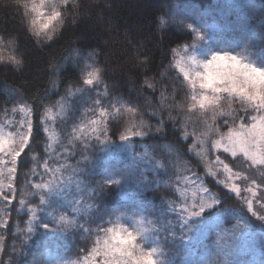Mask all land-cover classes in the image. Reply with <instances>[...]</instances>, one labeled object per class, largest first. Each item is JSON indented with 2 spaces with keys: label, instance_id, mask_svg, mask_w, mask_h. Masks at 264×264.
<instances>
[{
  "label": "snow or ice",
  "instance_id": "snow-or-ice-1",
  "mask_svg": "<svg viewBox=\"0 0 264 264\" xmlns=\"http://www.w3.org/2000/svg\"><path fill=\"white\" fill-rule=\"evenodd\" d=\"M15 3L24 9V18L31 17V31L37 42L44 46L46 41L53 40V22L65 24L68 14L72 15L73 20L76 19L77 14L73 9L81 6L76 0H58L45 13L42 10L47 0H15ZM261 6L264 7V4ZM71 22H68L69 26ZM188 27L191 28L192 25ZM3 42V38H0V43ZM10 43L14 44L15 41ZM251 43L253 47L258 46L264 52V33L254 38ZM74 51L71 63L75 67L71 71L79 69L80 74L75 76L74 82L67 84L61 101L57 102L64 116V139L54 141L51 137H43V133L47 131L46 118L51 107H46L39 98L36 106L28 109L29 114L44 109L41 115H37L35 124L31 119L16 121L12 125L13 129L19 126L25 130L17 132L15 139L11 133L5 136L0 132V264H40L38 260H26L24 257L31 236L41 229L44 236L72 230L84 237L85 243L77 253L78 259L66 261L65 264H92L89 258L97 256L102 257V264H175L171 252H166L165 247L178 243L195 249L203 233L215 230V255L224 256L223 264H232L230 257L233 253L228 243L229 237L235 240L238 230L247 228L252 217L264 222V173H261L259 181L251 176L238 177L243 187L230 184L229 181L238 174L232 172L221 156L231 152L232 157L239 159V151L250 162V167H264V60L259 61L262 66H257V61L248 60L241 54L233 55L229 50L217 51L204 61L193 58L197 66L194 75L180 67V62L177 61L176 66L183 74V80L192 89H196L198 83L201 90L199 99L197 95H192L190 107L198 106L203 111L202 118L213 121V134L220 127L229 126L227 145L224 146L223 153L215 157V166L222 165V171L220 167H216V171L203 175L187 168L183 172H177V163L183 159L184 154L178 155L172 161H153L152 171L157 174V178L148 180L145 176L136 186L142 191L151 186L156 188L157 193H165L166 195H158L164 206L163 212L161 216L148 221L153 225L151 229L129 231L128 228L120 226L118 221L114 222L105 217L115 214L107 210L109 195L136 182L137 173L114 165L109 166L108 162L120 158L119 154L130 145L132 137L154 139L157 133L163 134L168 122L163 119V108L151 114L150 119L160 117L153 126L140 119L141 110L131 104L121 107L112 103L105 104L104 99L109 96L107 86L103 91H97V86L102 81L103 69L96 66L94 61L89 63L95 52L85 53L82 48ZM147 59L145 56L144 60ZM5 60L18 67L21 65V60L16 56L0 55V61ZM64 72L63 65H52L55 79L50 83L57 91L65 84ZM148 89L153 90V95L160 92L162 104L175 105V97L169 101L165 92L153 81L146 80L144 89L137 91ZM76 92L82 95L70 101ZM237 99L240 105L232 110L231 104ZM77 101L85 107L84 117L79 121L73 118L69 125L68 120ZM249 106L254 107L257 115L239 111L240 107ZM52 107H56V104ZM125 108L129 113L127 121L123 116ZM2 111L5 115H11L16 110ZM179 115L177 113L174 117L171 111L168 115V121L177 129V141L182 135L188 136L186 129L181 126ZM237 120L243 123L240 130L233 132L230 125H235ZM208 129L209 125L206 123L205 130ZM41 146L42 164H37L32 169L33 177L39 179L26 177L25 187L18 190L17 168H22L29 160L35 159L30 154ZM211 146L219 148L220 141ZM156 150L162 151L159 146ZM101 153L104 155L101 156ZM97 161L105 164L100 171H96ZM133 162H136L135 156ZM41 167L42 171H38ZM188 172H192V175L188 176ZM97 176L99 179L95 178ZM90 180L93 186L88 191V199L91 203H86L83 202L82 195L72 193V188L74 185L75 192L82 193V186H87ZM18 195L20 199H17ZM230 200L234 202L233 205L228 204ZM21 209L28 215L27 225L24 228L20 222H16L14 232L9 219L13 212L19 214ZM226 216H239L235 227L223 226ZM162 217L164 224L157 227L161 224ZM93 235L96 237L94 241L91 239ZM6 236L16 237L12 240L11 251L7 253ZM89 243L92 245L91 249ZM4 255L8 259H3ZM81 255L85 258L83 262L79 259ZM188 264H216V261L210 258L198 259L191 260Z\"/></svg>",
  "mask_w": 264,
  "mask_h": 264
},
{
  "label": "trees",
  "instance_id": "trees-1",
  "mask_svg": "<svg viewBox=\"0 0 264 264\" xmlns=\"http://www.w3.org/2000/svg\"><path fill=\"white\" fill-rule=\"evenodd\" d=\"M212 1L76 0L81 5L79 8L73 9L77 14L76 19L73 20L72 15L68 14L65 24H59L54 21L53 40L46 41V46H44L37 42L31 31V17L24 18V9L17 5L15 0H0V38H3L4 41L0 43V55L4 57L16 56L21 60L19 67L8 60L0 61V110L2 106L9 103L7 88L14 90L19 95L20 101L24 102L28 108L36 106L37 98L43 104L47 99L54 98V95L50 92V81L53 77L52 65L61 64V61L69 52L82 48L85 53L95 52L93 61L96 66L103 69L102 81L97 91H103L105 86H107L111 102L116 99L117 101H124L125 106L132 105L136 97H134V93L139 92L137 91L138 89H144L145 81L150 80L155 82L157 87L165 92L169 101L175 97V105L159 103L161 101L159 91L155 92V95H153L152 89L140 92L151 97L150 100L153 101L155 106L158 105L157 107L161 109L166 106L163 111L164 119L167 118L165 114L169 115L170 111L173 116L176 115L184 108L189 89L187 85L181 83L182 78L177 74L171 59L174 49L185 42L191 41L194 34L193 31L183 24H179L184 26L183 30H178L171 24H162L161 17L165 16L167 10L177 4L193 2L203 6L210 4ZM258 1L260 3L257 14L263 16L264 7L261 5L264 4V0ZM47 2V10L50 11V6L58 3V0H47ZM259 15L253 20H250L249 16L245 17L250 20L248 29L252 34L255 31L251 26H257L260 29L258 31L259 34L264 33V28L256 23V18L260 17ZM240 16H237V19ZM240 20L242 19L240 18ZM69 21H72L70 26L68 24ZM232 33L237 34L235 31ZM238 34L243 37L241 46H243V43L247 45L249 41L252 42V37L246 36L244 32ZM10 41H15V43H10ZM251 48L250 52L260 64L259 61L264 60V52H261L258 46H251ZM145 56L148 58L147 61L144 60ZM74 67L70 63L65 65V72L63 73L65 84L61 85L59 90L64 89L68 83L74 82L75 76L80 74L79 69H76L75 72L71 71ZM229 101H231V98H229ZM239 105L240 102L236 100L235 103L231 104V109L235 110ZM77 108L79 111L83 110V108L85 109L80 103L77 104ZM124 111L123 114L126 119L129 113L126 108ZM239 111L243 113L248 111V109L242 110L240 107ZM42 113L43 108L39 112L31 114V120L34 124L36 123L37 115ZM71 115L70 121L76 115L75 111H72ZM192 116L200 119L203 114H200L197 110H192ZM165 121L168 123L167 127L164 128L163 134L157 133L154 139L151 140L140 137L131 138L130 145L119 154L120 158L108 162L109 166L114 165L125 171H135L137 180L123 190H117L109 195L107 210L115 214L106 216L105 219H111L114 222L119 221L122 224H127L132 219H139L144 223V229H151L153 225H150L148 221L161 216L164 206L160 203L158 195L166 194L162 191L157 193L156 188L151 186L143 191L136 186L145 176L148 180L157 178V174L152 171L153 161L163 163L166 160L163 157V152L156 150L155 145L157 144H165L172 148L175 151L176 158L178 155L184 154L183 159L178 161L179 165L177 163V172H183L187 168L199 172L201 175L206 173L200 158L190 152L192 140L190 138L184 139L181 136V139L177 141V129L173 127L172 122ZM43 137L45 139L48 138L46 132L43 133ZM41 153L42 146L36 152L30 154L35 159L29 160L24 167L17 168L19 182L16 184V188L18 190L25 187L26 177L27 179H39V177H33L32 169L36 168L37 164H42ZM221 153H223V150H217L215 154L220 155ZM100 155L104 154L101 153ZM237 155L239 159L232 157L230 153H224L221 159H224V162L229 164L232 172L237 173L238 177L251 176L259 181L261 173H264V167L258 165H251L250 167V162L245 157L240 154ZM134 156L136 157L135 163L133 162ZM104 166L103 161H97L96 171H100ZM37 170L42 171V167ZM187 175L191 176L192 172H188ZM95 178L99 179L98 176ZM92 186L91 180L87 186H82L85 192L83 202L91 203L88 199V191ZM28 198L31 199V197ZM17 199H20L19 195ZM233 203L231 200L228 201L229 205H233ZM92 210L90 209V211ZM248 215L250 216V214ZM26 219L27 215L24 214V210H20L19 214L13 212L12 218L9 219V224L13 225L12 230L16 231V222H20L21 227L26 228ZM168 219H171V217H168ZM237 219H239V216H226L223 226L230 228V226L236 225ZM251 220V226L246 229L250 232L260 231L264 233V222L256 220L255 217H252ZM163 224L164 219L162 217L161 224L157 225V227ZM42 231V229L38 230L31 236L28 247L25 249V253L29 256L28 260L35 259L40 261V264L44 262L43 253L45 249L47 247L50 248V245H45L44 235L41 234ZM62 233L61 235L65 242L60 243L61 249L50 258H53L56 262H60L59 255L68 259H78L77 253L85 243L84 237L75 234L72 230ZM202 235H204V238H200V242L195 247L196 251H201L203 246L209 247V243L214 240V235L210 231ZM51 236L53 237V234ZM13 239H16V237L6 236L5 243L8 245L6 253L11 251ZM91 239L94 241L96 239L95 235ZM233 242H236V239L232 240L229 237L228 243L232 246ZM17 244H19V240H17ZM91 247L92 245L89 243V249ZM165 251L171 252L175 264H184V261H187L185 264H188L186 256L191 253V250L187 246L178 243L176 245L169 244L165 247ZM210 253H212L211 257L209 256ZM191 256L193 257L195 254ZM81 257L83 255L79 259ZM209 258L215 260L216 264H218L219 258L212 251H209L203 259H199L208 260ZM3 259H8V256L4 255Z\"/></svg>",
  "mask_w": 264,
  "mask_h": 264
},
{
  "label": "rangeland",
  "instance_id": "rangeland-1",
  "mask_svg": "<svg viewBox=\"0 0 264 264\" xmlns=\"http://www.w3.org/2000/svg\"><path fill=\"white\" fill-rule=\"evenodd\" d=\"M258 0H213L210 4H206L203 6H199L196 3H183V4H177L167 10L165 13V16L163 15L161 17L162 24H171L175 28H178V30H183L184 26H180L179 24L185 25L188 29L193 31V39L189 42H185L178 46L173 51V56L171 59L172 65L175 68L177 74L181 76V82L188 87V91L186 98L187 101L184 102V108L180 110L179 112V119L181 121V126L186 129V132L188 133L187 137H184L182 135V138L187 139L190 138L192 140V144L190 147V152L197 155L201 162L204 164L206 172L209 171H216V167H220L222 171V165L221 166H215L216 161L215 157L217 156L215 153L217 150H223L224 146L227 145V135L229 134V126L220 127V130L213 134L211 131V126L213 124V121L211 119H205V118H194L192 116V110H197L200 114H203V111L199 109L197 106L196 108H191L190 105L192 104V95H197V98L199 99V94L201 90L199 89V85L197 83L196 89H192L191 86L188 84L187 81L183 80V74L180 72L179 67L176 66L177 61L180 62V67H183L186 71L190 72L191 74H195V71L197 70V66L193 61V58H195L196 61H204L207 60L210 55L217 51H223V50H229L232 52L233 55L241 54L245 56L248 60H254L257 61V66H261L258 64V60L255 56L252 55L250 50L252 49V43L249 41L247 45L243 43V46H241V39L243 37H240L241 32H244L246 36L252 37V41L254 38H258L261 34H259V30L257 26H251V28L255 31L254 34L251 33V31L248 29V25L250 26L249 21L253 20L257 15ZM246 5L244 7H241L240 5ZM251 5H255V7H252ZM48 2L46 3L45 8L42 10L45 13H48ZM241 15V16H240ZM237 16H240L239 19H237ZM249 16V19L245 18ZM260 16V15H259ZM240 18L242 20H240ZM256 23L264 28V14L263 16L256 18ZM188 25H192L191 28L188 27ZM237 32V34H234L232 32ZM241 44V45H240ZM247 46V50H246ZM258 54V53H257ZM75 55L74 51H71L67 54L65 58L61 61V65L65 67L66 64L71 63V58ZM94 60V58H93ZM92 61H89V63H93ZM96 65V64H95ZM170 66V64H169ZM90 70V69H89ZM55 79V77H52V80ZM100 85V83H99ZM98 85V86H99ZM97 86V88H98ZM9 97V103L7 105H4L1 107L0 110V132H2L5 136H8L9 133L12 134V137L15 139L17 132H22L25 129H22L21 127L17 126L15 130L13 129L12 125L16 121H24L26 119H31V114L28 113V106L21 102L19 99V95L12 89L7 88L6 89ZM50 92L54 95V98L47 99L44 103L46 107H51V112L47 115V135L48 137H51L54 141L55 140H63L66 131L65 125L63 123L64 116L61 112V108L57 102L61 101V96L64 92V89L58 90L52 87L51 84V90ZM135 100L132 104L133 107L140 109V119H143L146 123H149L153 126L157 124V120L160 119L159 116L153 117L150 119L151 114L156 111L159 112L161 110L160 107H157L154 105L153 101H151V97L146 96L143 92L140 91L137 93H134ZM144 94V95H143ZM82 94L79 92H76L73 97L70 98L71 100H76L78 97H80ZM95 95V92L93 93ZM231 98V97H230ZM110 97L107 96L104 99L105 104L112 103L115 104L116 107L118 106H125V102L117 101L116 99H113L111 102ZM238 102L239 99H237ZM161 101H159L160 103ZM80 103L77 101V103L74 105L75 114L73 117L76 118L78 121L80 118L84 117L85 109L80 110L77 108V104ZM53 104H56V107H52ZM81 105V104H80ZM118 105V106H117ZM166 106H163L162 108L165 109ZM2 109H15L16 111L12 113L11 115H5L4 111ZM242 110L248 109V112H252V115H257V112L254 110V107L249 106L247 108L241 107ZM44 111V109H43ZM125 112V111H124ZM123 112V113H124ZM167 118L164 119V112H163V119L168 120V114ZM210 115V113H209ZM71 114L68 120L69 125L71 124L72 120L70 121ZM124 116V114H123ZM174 115V117H176ZM129 115L126 117L124 116V120H128ZM209 125V129L205 130V124ZM241 120H237L235 125H230L232 128V131L235 132L237 130H240L242 125ZM259 123V121H257ZM219 127V125H217ZM134 138V137H132ZM216 141H220V147L215 148L211 145L214 144ZM159 146L163 152V157L169 161L175 160V151L170 148L169 146H166L165 144H157L155 145V148ZM192 153V154H193ZM231 154V152H228ZM237 154H240L243 156L242 153L238 151ZM244 157V156H243ZM246 158V157H245ZM247 159V158H246ZM179 165V163H178ZM7 169H5V172ZM67 175V174H66ZM224 178V177H221ZM229 183H235L239 186L243 187L244 185L240 183L238 176L233 177L232 180L229 181ZM72 193L74 195H82L84 198V191L82 193H76L75 192V186L73 185ZM27 199H30L27 197ZM22 211V209H21ZM28 221V215L26 219V225ZM119 225L125 228H128L129 231H141L144 229V223L139 219H132L127 224H122L119 222ZM243 223V221H242ZM230 226L231 227H235ZM251 226V223L248 227ZM111 227V226H110ZM70 231V230H69ZM207 232V231H206ZM214 235V240L209 243V247L203 246L201 247V251H196L195 249H191V253H189L186 258L189 261L191 260H198L199 258H204L205 255L208 254L209 251L216 252V244L215 241L217 239L216 231L212 230L210 231ZM53 234V237L51 236ZM62 232H54L50 233L47 236H43V240L45 242V245H50V248L47 247L45 249L44 255V262L42 264H65L66 261L72 260L75 261L77 258H65L62 255H59L60 262H56L53 258H50L51 256H54L58 251L61 249L60 243L65 242L63 240ZM204 234V233H203ZM204 238V235L201 236V239ZM236 242L232 243V256L230 259L232 260L233 264H264V233L263 232H250L246 228H240L238 230V233L235 237ZM152 242L151 240L149 241ZM195 254V256H191ZM210 256V254H209ZM212 256V253H211ZM217 256V255H216ZM28 255L25 253V259L28 260ZM219 258L218 264H223L224 256L220 255L217 256ZM84 257H81L80 260L83 262ZM89 259L92 260V264H102V257H90ZM200 260V259H199ZM187 263V261H184V264Z\"/></svg>",
  "mask_w": 264,
  "mask_h": 264
}]
</instances>
